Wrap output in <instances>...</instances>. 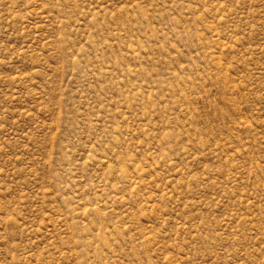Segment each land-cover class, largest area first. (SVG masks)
Returning a JSON list of instances; mask_svg holds the SVG:
<instances>
[{"label": "rangeland", "instance_id": "obj_1", "mask_svg": "<svg viewBox=\"0 0 264 264\" xmlns=\"http://www.w3.org/2000/svg\"><path fill=\"white\" fill-rule=\"evenodd\" d=\"M0 264H264V0H0Z\"/></svg>", "mask_w": 264, "mask_h": 264}]
</instances>
